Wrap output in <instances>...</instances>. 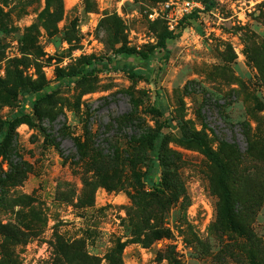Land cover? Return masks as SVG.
Instances as JSON below:
<instances>
[{
    "label": "rangeland",
    "instance_id": "rangeland-1",
    "mask_svg": "<svg viewBox=\"0 0 264 264\" xmlns=\"http://www.w3.org/2000/svg\"><path fill=\"white\" fill-rule=\"evenodd\" d=\"M167 1L0 0V264H264V0Z\"/></svg>",
    "mask_w": 264,
    "mask_h": 264
},
{
    "label": "trees",
    "instance_id": "trees-1",
    "mask_svg": "<svg viewBox=\"0 0 264 264\" xmlns=\"http://www.w3.org/2000/svg\"><path fill=\"white\" fill-rule=\"evenodd\" d=\"M211 4H213V3H211ZM211 8H212V5L208 6L207 10H210ZM200 12H201L200 10L194 11L192 14L184 17L183 21L184 20L188 21V20H192V19L197 18L198 13H200ZM176 37L177 36L173 35L172 31H168L166 33V35L163 37L161 47L166 52L167 56L169 54V50L167 48L166 41L168 39H174ZM120 54L126 58H132L133 57L137 60L141 59L142 62H146L147 67L149 66L150 58L146 54L139 53V52H133V51H121ZM108 69L114 70V71H118L119 69H122L123 71L127 72L128 74H131V76H135L136 72H138L139 75H143L145 70H146V69H141L139 67V65L135 66L134 64H131V63L121 64V62L118 61L117 56H115V57H98V58H94L91 60H87L78 71L64 76V82L71 83V82H75L77 80H84L86 78H89L91 76H95V75L101 73L102 71L108 70ZM28 102H30L29 99H27L25 101L24 105L19 108L17 114H15L16 118H21L23 116H27V106L26 105H28ZM155 109H157V108L155 107ZM44 131H45V136H46V142L47 143L50 142L51 144L56 145L59 148V144L56 143V141L52 137L51 133L47 129H44ZM60 132L62 134V132H64V129H61L59 131V133ZM212 132L219 139L221 138L218 136V133H216L215 131H212ZM63 138H64V135H63ZM60 152H61L62 156L64 158H66L64 153H62L61 150H60ZM231 224H232V226H234L233 222H231Z\"/></svg>",
    "mask_w": 264,
    "mask_h": 264
},
{
    "label": "built area",
    "instance_id": "built-area-1",
    "mask_svg": "<svg viewBox=\"0 0 264 264\" xmlns=\"http://www.w3.org/2000/svg\"><path fill=\"white\" fill-rule=\"evenodd\" d=\"M201 4L194 0H168L154 8L149 14L152 21L162 19L167 22L169 30L174 31L182 19L199 10Z\"/></svg>",
    "mask_w": 264,
    "mask_h": 264
}]
</instances>
